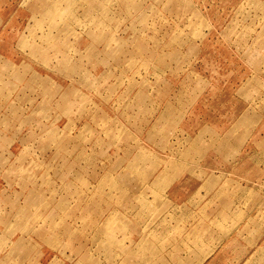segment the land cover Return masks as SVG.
<instances>
[{
  "label": "rangeland",
  "instance_id": "obj_1",
  "mask_svg": "<svg viewBox=\"0 0 264 264\" xmlns=\"http://www.w3.org/2000/svg\"><path fill=\"white\" fill-rule=\"evenodd\" d=\"M211 171L263 199L216 264H264V0H0V264H203Z\"/></svg>",
  "mask_w": 264,
  "mask_h": 264
},
{
  "label": "crops",
  "instance_id": "obj_2",
  "mask_svg": "<svg viewBox=\"0 0 264 264\" xmlns=\"http://www.w3.org/2000/svg\"><path fill=\"white\" fill-rule=\"evenodd\" d=\"M196 174V172L194 171ZM208 176L199 178L197 176H192L187 180L183 186L175 189L173 194V199L171 201V205L177 207L179 212L182 214H196L204 213L206 216H213L214 218H219L220 213H226L229 216L230 220L235 221V226L229 235L225 236L220 234L219 231H215V234H218V237H224L225 240H222V243H219L216 249L214 248V240L205 241V246L207 250H210V255L202 262L203 264H216L217 257L214 256L216 250L219 245V252H224L223 246L228 244L238 243V238H256L257 228L252 227V223L257 221V219H263V215L261 210L254 208L256 205H263V199L261 197L253 199V197L247 198V196L251 195L252 189L251 186H244L243 184H239L236 186V183L233 185H229L230 191L229 197H217L220 194V189L227 190V183H221L220 176L216 171H211L206 173ZM202 179V181H200ZM199 180V181H198ZM217 180L220 182L223 187H218L216 184V188L212 189L210 186L211 181ZM199 182V183H198ZM220 186V185H219ZM245 189H247V194ZM185 190V191H184ZM182 191V192H181ZM204 194H201V193ZM256 194V193H255ZM243 196V197H242ZM255 202V204H253ZM240 206H243L241 208ZM206 211V212H205ZM211 217L210 219H214ZM244 242H246L244 240ZM256 244L261 250L263 248V243H255L253 240H249L247 243ZM241 264H250L254 263L252 259L245 258L240 262Z\"/></svg>",
  "mask_w": 264,
  "mask_h": 264
}]
</instances>
